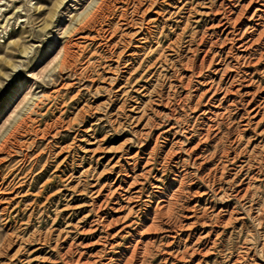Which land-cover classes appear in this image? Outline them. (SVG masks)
<instances>
[{
	"label": "rangeland",
	"instance_id": "obj_1",
	"mask_svg": "<svg viewBox=\"0 0 264 264\" xmlns=\"http://www.w3.org/2000/svg\"><path fill=\"white\" fill-rule=\"evenodd\" d=\"M229 1L0 0V264H264V0L233 40Z\"/></svg>",
	"mask_w": 264,
	"mask_h": 264
},
{
	"label": "bare ground",
	"instance_id": "obj_2",
	"mask_svg": "<svg viewBox=\"0 0 264 264\" xmlns=\"http://www.w3.org/2000/svg\"><path fill=\"white\" fill-rule=\"evenodd\" d=\"M228 1V0H227ZM230 3L232 2V0L229 1ZM234 2V1H233ZM254 0H250L248 6L246 7V9H243V11L241 12L240 15H238V17L236 19L233 18V16H231L228 14H225V25H227L229 27L230 33L228 34L230 38L227 37V39L229 40H233L235 39V37L238 35V22L240 20V18L245 15L246 11L248 10V8L254 3ZM233 4V3H232ZM229 6V4H228ZM229 8V7H228ZM232 8V7H231ZM232 12V10H230ZM224 19V17H223ZM87 19L81 20L80 21V25L85 22ZM89 21V20H88ZM222 22V20H221ZM227 35V36H228ZM263 37V33L261 35L257 36V41H260L261 38ZM246 47V46H243ZM233 46H231L230 51H233ZM70 47L67 46L65 48V57L64 59L60 62L58 68H59V72L65 71V70H71L73 68V63L68 61V58L70 57ZM221 62V61H220ZM28 129V125H27V120L25 117H22L21 120H19L13 127V129L10 131V133L8 134V136L2 140L0 142V154L1 153H7L8 150L10 149V147L15 144L17 142V140L20 138L21 134L24 133L26 130ZM98 194V193H97ZM145 250H143L142 252H144ZM135 256V252L133 253L132 257ZM8 264H14V263H8Z\"/></svg>",
	"mask_w": 264,
	"mask_h": 264
}]
</instances>
